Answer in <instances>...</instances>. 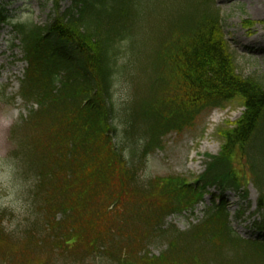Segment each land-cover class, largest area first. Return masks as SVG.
<instances>
[{
	"label": "trees",
	"instance_id": "trees-1",
	"mask_svg": "<svg viewBox=\"0 0 264 264\" xmlns=\"http://www.w3.org/2000/svg\"><path fill=\"white\" fill-rule=\"evenodd\" d=\"M62 1L67 0H53V13L44 25L14 24L26 61L18 95L28 113L11 133L15 152L28 158H22L23 164L33 166L35 210L47 220L65 215L60 225L47 223V230L60 232L65 226L66 232L69 226L61 237L67 236L66 245L80 241L85 223L95 247L99 238L112 235L104 216L113 214L115 238L126 235L122 244L129 252L144 249L155 233L168 238L165 253L136 258L121 257L125 252L120 253L121 243L116 242L108 255L121 264H233L225 250L241 245L264 254V238L242 239L232 230L223 201L226 189L247 199L231 157L238 151L259 192L254 228L264 230V74L258 78L255 72L243 76L237 71L214 0H68L67 7ZM6 21L0 0V24ZM143 59L155 69L152 90L168 94L171 86H183L189 105L162 103V97L156 101L152 96L139 107L134 99L123 109L122 131L117 133L119 111L111 96L115 79L130 62ZM232 98L242 101L243 113L222 133L218 155L207 156L196 188L175 181L155 186L140 181L147 154L164 135L184 129L198 113ZM139 133L144 144L137 148ZM12 167L23 186L27 178L22 173L29 167L21 162ZM112 182H117V192L109 190ZM208 187L219 193H210L203 218L186 231L166 226V215L193 212L202 198L198 190ZM121 191L130 199L116 213ZM104 199L111 203L102 206ZM145 202L157 207L142 215ZM2 213L0 240H6Z\"/></svg>",
	"mask_w": 264,
	"mask_h": 264
},
{
	"label": "rangeland",
	"instance_id": "rangeland-1",
	"mask_svg": "<svg viewBox=\"0 0 264 264\" xmlns=\"http://www.w3.org/2000/svg\"><path fill=\"white\" fill-rule=\"evenodd\" d=\"M215 2L220 13V23L235 57V68L243 76L255 72L259 78V74H264V0H215ZM1 4L7 11L8 21L0 25V211L3 212L2 227L6 234V240H0V264H4V261L9 264H121L116 257L108 255L109 249L115 248L116 242L121 243L120 253L125 252L121 257L126 255L136 258L143 256L144 253L149 256L165 253L168 238L156 233L152 236L149 234L144 249L137 247L133 252H129L122 244L127 241V236L115 238L112 220L116 219L112 218L113 214L104 216L112 235L99 238L95 247L90 245L92 234L86 229L85 223L81 225L80 241L66 245L64 241L67 236L62 241L61 237L68 232L69 226L66 232L65 226L60 232L47 230V223L51 226L60 225L65 215L56 214L47 220L46 216L35 210V206L32 205L35 199L31 196L34 193L32 188L34 177L30 175L34 171L33 166L30 165L31 168L23 164V159L28 158L20 155L19 151L15 152L17 145L13 143L11 127L28 113L23 101L15 97L19 91V79L22 78L26 66L20 61L22 55L14 24L19 22L26 25L46 24L53 13V0H1ZM68 4V1H63L62 7H67ZM246 21L250 24L244 25L243 22ZM119 61L122 62V59ZM149 63L151 61L145 59L133 63V67L132 65L127 67L125 73L115 79L111 96L114 107L119 111L115 114L114 121L117 133L122 131L123 109L127 103L134 96L139 100L137 104L152 97L148 76L153 72L149 68L151 67ZM168 92L162 94L163 100L160 102L170 101L182 107L189 105V92L183 86H171ZM159 94L153 93L154 98ZM242 110V101L239 98L227 99L216 107L198 113L193 122L184 129L168 133L163 137L159 148L151 149L146 158V166L141 171L140 180L143 182L150 180L154 186L164 182L173 185L174 181L177 185L192 182L193 178L203 171L205 156L216 155L220 151L223 143L222 133L235 125ZM127 153L128 151L125 155ZM232 157L237 174L242 176L239 179L243 184L242 188L247 191L248 199L245 201L233 189L225 190L224 200L231 213L230 224L243 239L254 240L257 231L254 230L252 211L259 195L258 189L247 177L248 172L239 153L234 151ZM20 162L23 166L29 167L22 173L23 178H27L23 186L20 177L13 175L16 170L12 166ZM187 185L193 187L192 184ZM111 189L114 192L118 191L117 182L110 183L109 190ZM153 191L156 194L159 192L158 189ZM209 191L216 190L209 188ZM123 194V191L118 194L119 200L114 205L116 213L123 210L121 204L124 199H130L128 197L130 195L125 197ZM97 196L96 200L102 201L103 197ZM209 200L210 196L206 193L192 213L187 210L166 215V224L180 231L188 230L203 217V210L209 204ZM108 203L111 202L104 199L102 206ZM154 206L157 207L154 202L152 204L145 202L141 205L140 213L143 215L149 210L151 212ZM235 211L243 214L235 216ZM57 238L62 245L57 242ZM100 244H103V247H99ZM225 255L233 264L241 262L264 264V254L255 253L254 249L247 245L225 250ZM234 255L240 260L232 257Z\"/></svg>",
	"mask_w": 264,
	"mask_h": 264
},
{
	"label": "clouds",
	"instance_id": "clouds-1",
	"mask_svg": "<svg viewBox=\"0 0 264 264\" xmlns=\"http://www.w3.org/2000/svg\"><path fill=\"white\" fill-rule=\"evenodd\" d=\"M5 167H7V166L5 165Z\"/></svg>",
	"mask_w": 264,
	"mask_h": 264
}]
</instances>
